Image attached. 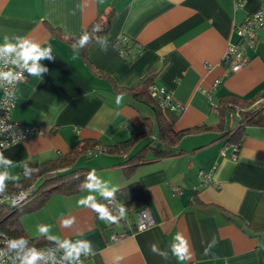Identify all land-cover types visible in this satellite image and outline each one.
Wrapping results in <instances>:
<instances>
[{"label":"crops","instance_id":"obj_1","mask_svg":"<svg viewBox=\"0 0 264 264\" xmlns=\"http://www.w3.org/2000/svg\"><path fill=\"white\" fill-rule=\"evenodd\" d=\"M232 1L0 0V44L4 36L11 42L27 36L42 46L51 45L54 56L40 62L48 68L43 78L26 73L27 79L16 86L12 118L37 126L38 132L2 150L14 161L9 171L22 179L25 163L33 168L64 157L87 140L111 145L137 134L127 156L142 153L146 160L131 178L123 172L125 156L116 152L80 155L71 167L95 169L117 188L139 181L157 221L137 231L138 209L132 205L125 219L109 225L77 205L86 192H54L41 205L36 198L30 209L18 213L19 226L28 237H37L38 224H50L53 234L88 239L96 254L85 264H181L170 244L182 232L193 252V259L184 264H264V126H246L241 149L232 159V143L225 141L240 125V117L234 109L220 115L210 105V98L217 102L229 93L247 100L264 97V27L256 46L246 50L248 62L238 72H227L223 64L228 46L238 41L234 26L264 0H245L237 9ZM109 9L114 10L110 30L88 45L86 57L119 85L156 72L153 85L168 90L182 107L172 130L201 128L175 143L180 150L176 154L155 156L147 145L154 140L150 145L155 147L158 141L153 109L127 94L117 105L112 81L93 73L80 51L66 41ZM120 37L132 44L130 54L142 49L133 62L116 49ZM144 118L149 134L140 133ZM200 173L209 174V184H201ZM69 216H75L76 223L62 229L60 218ZM120 233L122 237L111 239V234ZM213 238L216 243L205 255ZM152 244L168 258L153 253Z\"/></svg>","mask_w":264,"mask_h":264},{"label":"trees","instance_id":"obj_2","mask_svg":"<svg viewBox=\"0 0 264 264\" xmlns=\"http://www.w3.org/2000/svg\"><path fill=\"white\" fill-rule=\"evenodd\" d=\"M114 15V10L109 9V12L105 14H100L97 18L87 26L79 35L67 38V43L72 47V44L75 38H78L84 31H87L90 35L93 36V39L90 41L91 44L95 37H98L104 33H107L111 27V20ZM99 26L101 31L93 32L95 26ZM120 37L115 42V47L119 52H123V56L128 59L130 62H133L137 55H139L142 51L141 48L137 49L134 54H130V49L132 44L129 45L128 40H122ZM88 44V45H89ZM88 45L80 49V54L88 64L89 69L95 73L96 75L104 76L108 80H111L109 76L101 71H98L93 64L87 59L86 51ZM156 76V72H150L149 75L137 78H128L124 85L116 84L113 80H111L114 92L116 94H127L132 97L135 101L141 102L148 107L153 109L155 121L157 122L158 128V141L154 143L156 146L152 147L150 144L154 142L150 141L147 145L154 149L155 156H166L167 154H176L179 149L175 147V143L186 134L194 130L201 129L200 127L177 131L174 132L172 130V122L177 116L182 112V107L176 106V108H171L168 106H161L158 99L154 96H151L149 93V88L154 83V79ZM217 108L216 110L220 115L227 109H234L238 113V117H240V125L234 129L233 132L229 133L226 137L225 143H232L237 147V153L241 149L242 138L245 134L246 126L252 125H260L264 126V97L255 98L251 100H247L244 97L234 95L232 93L226 94L225 96L220 97L217 102H215ZM146 121V118H144ZM146 126L140 133L149 134V125H147V121L145 122ZM138 137L137 134L132 135L127 138L125 141H117L114 144H100L94 140H87L81 144H78L77 147L70 153L66 154L64 157H58L53 160H49L46 162H42L41 165L33 167L39 169L38 172L34 173L31 179H26L23 177L17 182L15 187L13 182L8 183L9 191H17L21 189H25L30 184L34 183V193L33 195L25 201V203L20 204L18 206H12L9 204H0V231L7 233L10 238L24 236L30 239L32 245L36 247L44 246L48 241L43 238L37 237H28L23 229L19 226L17 221L18 213L22 210L30 209L32 202H35L36 198H38L37 206L41 205L45 200L48 199L50 195L54 192H61L64 194H75L80 191L79 185L82 181H84L88 171L83 167L72 168L75 160L80 155L90 156L95 154L88 155V151H90L94 146L98 145L102 148L101 153H119L125 156V164L124 168L125 177L131 178L135 174V168L139 163L145 161L144 154L139 153L133 154L131 156H127L128 149L134 143ZM69 167V168H66ZM63 168H66L64 170ZM39 180V184L36 186V181ZM201 182V181H200ZM202 185L203 182H201ZM119 190L116 193V199L118 202L124 204L126 208L130 206H135L137 209L143 208L145 206H149L148 197H146L143 186L139 183V181H132L128 185L118 188ZM196 190H194L195 192ZM229 218H232L229 217ZM251 229V228H250ZM253 230V229H252ZM256 235H260L258 230H253Z\"/></svg>","mask_w":264,"mask_h":264},{"label":"clouds","instance_id":"obj_3","mask_svg":"<svg viewBox=\"0 0 264 264\" xmlns=\"http://www.w3.org/2000/svg\"><path fill=\"white\" fill-rule=\"evenodd\" d=\"M99 31L101 28L98 25L95 26L93 32ZM92 39L93 36L84 31L78 38H75L72 48L77 51L83 49ZM99 39V37H95V40L98 41ZM3 40L4 42L0 44V89H4L5 95L12 98L16 86L26 80L25 73L28 76L43 78V74L48 72V68L40 62L44 59L52 60L54 56L51 45L42 46L39 41L27 36L17 37L16 43H12L7 36H4ZM101 50L106 51L107 47H102ZM5 68L7 70H4ZM153 95L155 96L156 93L153 92ZM123 99L122 93L117 94L115 103L120 105ZM7 120V116L0 118V136L8 133L11 144L20 143L23 139L22 135L13 130V125L6 124ZM11 144L6 140H0V149L6 150ZM14 166V161L5 157L4 152L0 151V168L3 169L0 170V198L9 200L15 207L27 200L31 195V190L20 191L15 196H6L8 183H17L20 179L19 175H13L9 171ZM38 171L39 169L32 168L25 163L22 174L24 178L31 179L32 175ZM78 187L81 192H86L87 195H82L77 200V205L96 213L100 221L113 225L126 218L128 209L116 199V193L119 189L110 181L102 179L95 169L87 173L84 181ZM4 199H0V203H3ZM75 223V216L61 217L59 220L62 229L71 228ZM36 234L38 239L43 238L48 241L49 246L38 248L32 245L27 237L10 238L0 232V237L3 238L0 240V243H3V247L0 248V264H85V258L96 254L90 240L72 239L53 234L50 224H38ZM215 243L216 240L213 238L204 250L205 255L209 253ZM150 249L164 259L168 258L167 252L159 250L156 244L150 245ZM170 249L172 256L181 264L193 259L189 241L182 232L175 234Z\"/></svg>","mask_w":264,"mask_h":264},{"label":"built area","instance_id":"obj_4","mask_svg":"<svg viewBox=\"0 0 264 264\" xmlns=\"http://www.w3.org/2000/svg\"><path fill=\"white\" fill-rule=\"evenodd\" d=\"M245 0H233L232 4L234 9L237 8H241L244 5ZM262 27H264V5H261L260 8L252 13L249 14L248 17L243 20L241 23L236 24V26H234L233 30L235 31V33L238 36V41L236 42V44H231L228 46L225 54H224V58H223V64H224V68L227 72H231V73H235L238 72L239 69H241L247 62H248V58L245 54L246 50L249 48H254L257 44V40H258V35L260 30L262 29ZM122 40H125V38H123ZM12 43H16V42H12ZM123 53V52H121ZM238 69V70H237ZM4 70H7L6 68ZM26 79H27V74L25 73ZM219 80L215 81V85L218 84ZM22 83V82H21ZM7 86V85H6ZM1 90V95H0V118H4L7 116V121L6 124H11L14 126V131H16L18 134L22 135L23 139L21 140L24 141L27 139V137H30L34 134H36L38 132V127L34 126V125H23L20 122H18L17 120L12 118V110L13 107L16 104V90H15V94L12 98H9L8 96L5 95V90L4 89H0ZM161 90H163L161 92ZM153 92L156 93V95H153ZM149 93L151 96H154L158 99L160 105L162 106H170L171 108H176V106L178 107L179 105L175 104L172 100V96L170 95L169 91L166 90L165 88H158L154 85H151L149 88ZM210 105L216 109L217 106L215 104V102H212V99L210 98ZM180 107V106H179ZM238 115V114H237ZM0 140H6L9 142V144H11V138L9 137L8 133H5L3 136H0ZM15 144H11V146H13ZM10 146V147H11ZM231 149H232V153H231V157L232 159H236L237 158V147L234 144H231ZM3 149H0V151H2ZM102 148H100V146L96 145L94 146L90 151H88V155L90 154H98L101 153ZM23 173V171H22ZM200 177H201V182H203L204 185L209 184V174L208 173H200ZM31 190V195L27 198V200L33 195L34 193V183L30 184L28 187H26L25 189H21V190H17V191H9L7 190L6 196L7 195H13L15 196L16 194H18L20 191H24V190ZM0 199H4V198H0ZM25 200V201H27ZM22 202L21 204L25 203ZM9 204L12 205L11 202L7 199H4L3 203L0 204ZM20 205V204H19ZM13 206V205H12ZM136 230L137 231H143L146 228H149L151 226H154L156 224V220L152 214L151 209H149L147 206L140 208L137 210L136 212ZM2 232V231H0ZM4 233V232H2ZM8 236L7 233H4ZM111 239L112 240H117L119 239V237L123 236V233H120L119 235L117 234H111ZM9 237V236H8ZM3 238L0 237V240H2ZM49 246V244H44V246L41 247H46ZM3 247V243H0V248ZM39 248V247H38ZM86 259V258H85Z\"/></svg>","mask_w":264,"mask_h":264},{"label":"rangeland","instance_id":"obj_5","mask_svg":"<svg viewBox=\"0 0 264 264\" xmlns=\"http://www.w3.org/2000/svg\"><path fill=\"white\" fill-rule=\"evenodd\" d=\"M141 106V105H140ZM141 107H143V106H141ZM80 158H84L83 156H81ZM92 158V157H91ZM91 158H90V160H91Z\"/></svg>","mask_w":264,"mask_h":264}]
</instances>
